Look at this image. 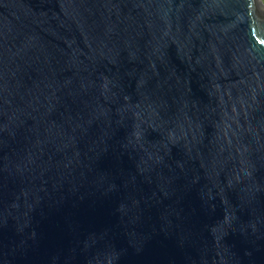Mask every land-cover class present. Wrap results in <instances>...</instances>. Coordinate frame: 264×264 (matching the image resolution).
Masks as SVG:
<instances>
[{
	"label": "water",
	"instance_id": "water-1",
	"mask_svg": "<svg viewBox=\"0 0 264 264\" xmlns=\"http://www.w3.org/2000/svg\"><path fill=\"white\" fill-rule=\"evenodd\" d=\"M0 264H264L263 0H0Z\"/></svg>",
	"mask_w": 264,
	"mask_h": 264
},
{
	"label": "trees",
	"instance_id": "trees-1",
	"mask_svg": "<svg viewBox=\"0 0 264 264\" xmlns=\"http://www.w3.org/2000/svg\"><path fill=\"white\" fill-rule=\"evenodd\" d=\"M263 2H264V0H263Z\"/></svg>",
	"mask_w": 264,
	"mask_h": 264
}]
</instances>
